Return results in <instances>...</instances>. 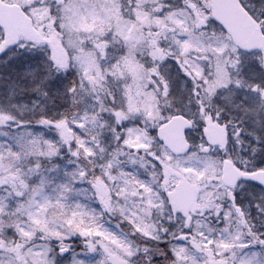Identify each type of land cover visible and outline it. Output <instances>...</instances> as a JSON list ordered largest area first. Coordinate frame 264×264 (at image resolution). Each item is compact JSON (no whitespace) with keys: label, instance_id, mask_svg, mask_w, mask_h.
<instances>
[{"label":"snow or ice","instance_id":"1","mask_svg":"<svg viewBox=\"0 0 264 264\" xmlns=\"http://www.w3.org/2000/svg\"><path fill=\"white\" fill-rule=\"evenodd\" d=\"M260 4L240 6L264 32ZM25 7L44 13L36 39L48 46L45 81L72 100L0 132V264H264V161L239 169L241 178L205 171L217 151L222 164L234 163L245 117L259 126L264 113V61L233 48L227 23H216L218 5L33 0ZM231 88L245 93L236 110L252 103L246 93L259 98L236 127L231 109L219 107ZM99 90L107 106L91 115L100 130L90 135L89 113L75 98ZM174 122L185 133L195 125L199 143L166 136ZM210 124L222 141L209 139ZM248 139L257 154L264 140Z\"/></svg>","mask_w":264,"mask_h":264},{"label":"rangeland","instance_id":"2","mask_svg":"<svg viewBox=\"0 0 264 264\" xmlns=\"http://www.w3.org/2000/svg\"><path fill=\"white\" fill-rule=\"evenodd\" d=\"M7 2H13L21 5L27 13L32 16L35 24L42 30V25L46 24L43 19L44 13L42 9L27 8L26 5H31L33 0H5ZM245 4L256 5L257 8L261 7L260 0H242ZM111 2V0H109ZM219 31V29H218ZM0 31V38H1ZM47 48H37L33 45L20 44L17 48L10 50L0 60V132L5 130L4 125H7V130L11 134L14 129L13 124H19L20 121L34 120L35 116L42 110H46L48 113L58 112L65 108L66 104L71 103L70 97L66 95L63 89L59 91L56 88L55 83L45 81V76L48 74L50 67L48 60L46 59ZM245 59H249L250 56H256L259 59V54L243 55ZM231 62V61H229ZM54 75V73H52ZM234 78H236L234 76ZM47 92V95L45 93ZM98 93V92H97ZM92 96L91 93H83V99L79 96V100L83 102L81 110L87 109L89 113V122L86 126L85 131L90 135L97 133L99 129V120L97 126L93 128L91 122V115L100 113L101 97L98 94ZM236 95H233V94ZM244 89L233 88L222 91L220 94L221 104L219 107L230 108V115L232 116L233 127H236L237 121L243 116L244 109L246 107H254L255 103L258 102V97L248 92L246 95L250 98L252 103L241 104L240 109L236 110L232 108V104L237 103L236 96L244 95ZM212 103L209 105L211 106ZM104 106V105H103ZM187 107V106H186ZM217 106L215 107V110ZM189 115H197L195 108L189 109ZM103 119H108L107 113H103ZM248 123L243 126V132L259 134L261 139L264 140V113H261L260 120L261 124L258 126L255 123L256 117L249 114L245 117ZM197 122L199 123L198 119ZM111 133L107 128L104 130V142L107 143ZM201 133L198 128L194 131L187 133L189 140H193L194 143H199L196 137H200ZM4 137L0 136V140ZM242 139V136H235L236 145L231 151V160L238 167L247 166L255 168L258 164L264 161V144L260 145L257 154H252V148L256 145L252 144L251 141ZM220 152H214L211 157H206L211 162L206 172H210L213 175L221 174V163L219 162ZM7 165H3L6 167ZM71 167V165H69ZM220 191L223 188L218 189ZM111 226V225H109Z\"/></svg>","mask_w":264,"mask_h":264},{"label":"water","instance_id":"3","mask_svg":"<svg viewBox=\"0 0 264 264\" xmlns=\"http://www.w3.org/2000/svg\"><path fill=\"white\" fill-rule=\"evenodd\" d=\"M211 3L218 5L219 16L216 22L221 24V21H225L227 23L228 33L237 47L245 52L248 48H251L252 51L262 48L261 41H264V37L259 26L240 7L237 0H211ZM0 29L3 32L0 54L6 47L17 45L20 37L37 44H43L38 43L36 39L40 31L34 27L32 19L17 4L0 2ZM184 132V126L182 124L176 125L174 122L167 126L165 135L175 139L178 143H186L183 140ZM209 138L214 142L222 141L223 135L212 130ZM226 171H231L232 174L241 178L240 173L232 164L223 165V175ZM185 191L191 194L188 189H185Z\"/></svg>","mask_w":264,"mask_h":264},{"label":"trees","instance_id":"4","mask_svg":"<svg viewBox=\"0 0 264 264\" xmlns=\"http://www.w3.org/2000/svg\"><path fill=\"white\" fill-rule=\"evenodd\" d=\"M70 99L72 100V98H70ZM75 99L78 101L76 107L82 109V107H83V103L79 100V96H77ZM63 110H64V109H63Z\"/></svg>","mask_w":264,"mask_h":264}]
</instances>
